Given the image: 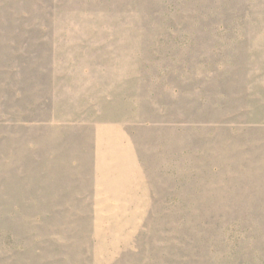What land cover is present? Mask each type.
<instances>
[{"label": "rangeland", "instance_id": "1", "mask_svg": "<svg viewBox=\"0 0 264 264\" xmlns=\"http://www.w3.org/2000/svg\"><path fill=\"white\" fill-rule=\"evenodd\" d=\"M199 1L223 4L210 25L196 6L149 27L106 0H0V264H264L170 250L176 219L148 252L92 248L107 209L264 225V0Z\"/></svg>", "mask_w": 264, "mask_h": 264}, {"label": "trees", "instance_id": "2", "mask_svg": "<svg viewBox=\"0 0 264 264\" xmlns=\"http://www.w3.org/2000/svg\"><path fill=\"white\" fill-rule=\"evenodd\" d=\"M64 0H61V2ZM105 0H79V4L86 5L90 8H98V3ZM109 6L115 8L120 14H128L134 10H144L148 17L149 27H160L163 25H173L181 20L182 14L189 11V7L196 6L198 19L203 16L199 26H203L213 16L221 13V6L211 5L206 1L200 5L199 0H106ZM217 1V0H216ZM215 1V2H216ZM223 1L225 4V0ZM58 0H52L53 6ZM106 3V2H105ZM215 6V7H214ZM246 208L240 207H183L181 209H164V210H147V208L131 209L130 227H123L121 220L123 214L119 213L114 216V210H105V219L103 220V232L97 238L93 245V250H108L117 252L119 250L142 251L150 250L148 239L161 235L160 227L166 226V223L176 219L174 232H178L179 237L188 244L175 247L169 246L170 250L193 248L200 253L227 254L234 253V256L243 258L246 251L259 252L264 254V225L256 219L248 220ZM254 214L262 213L258 210L252 211ZM139 232L142 237L140 244L131 242L129 237L136 238L131 233L133 228ZM168 232V231H167ZM119 236L118 240L116 236ZM139 237V236H137ZM151 248H154L152 242ZM242 256V257H241ZM242 260V259H240Z\"/></svg>", "mask_w": 264, "mask_h": 264}]
</instances>
